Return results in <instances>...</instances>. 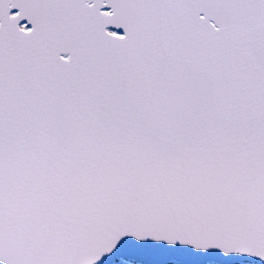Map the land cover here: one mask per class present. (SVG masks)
<instances>
[{
    "label": "snow or ice",
    "instance_id": "obj_1",
    "mask_svg": "<svg viewBox=\"0 0 264 264\" xmlns=\"http://www.w3.org/2000/svg\"><path fill=\"white\" fill-rule=\"evenodd\" d=\"M0 264H264V0H0Z\"/></svg>",
    "mask_w": 264,
    "mask_h": 264
},
{
    "label": "water",
    "instance_id": "obj_2",
    "mask_svg": "<svg viewBox=\"0 0 264 264\" xmlns=\"http://www.w3.org/2000/svg\"><path fill=\"white\" fill-rule=\"evenodd\" d=\"M206 258H215V259H221L220 255L218 253H211L209 256Z\"/></svg>",
    "mask_w": 264,
    "mask_h": 264
}]
</instances>
